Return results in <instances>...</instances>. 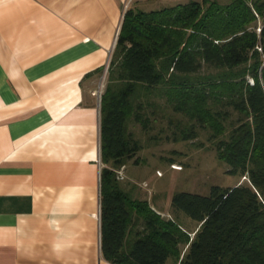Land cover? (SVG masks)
Listing matches in <instances>:
<instances>
[{
  "label": "trees",
  "instance_id": "trees-1",
  "mask_svg": "<svg viewBox=\"0 0 264 264\" xmlns=\"http://www.w3.org/2000/svg\"><path fill=\"white\" fill-rule=\"evenodd\" d=\"M264 0H188L126 7L107 67L100 110V234L115 264H264ZM163 121L165 123H163ZM204 134L228 172L246 183L207 195L175 191V218L126 189L117 170L144 144ZM197 146L205 143L199 141ZM187 246L181 258L180 246Z\"/></svg>",
  "mask_w": 264,
  "mask_h": 264
},
{
  "label": "crops",
  "instance_id": "crops-1",
  "mask_svg": "<svg viewBox=\"0 0 264 264\" xmlns=\"http://www.w3.org/2000/svg\"><path fill=\"white\" fill-rule=\"evenodd\" d=\"M187 1L0 0V264H115L101 250L92 91L107 82L126 7Z\"/></svg>",
  "mask_w": 264,
  "mask_h": 264
},
{
  "label": "rangeland",
  "instance_id": "rangeland-1",
  "mask_svg": "<svg viewBox=\"0 0 264 264\" xmlns=\"http://www.w3.org/2000/svg\"><path fill=\"white\" fill-rule=\"evenodd\" d=\"M214 1L227 3L231 0ZM262 22L259 18L257 31ZM130 127L144 147L137 153L138 163L128 162L124 173L128 179L136 181L134 187L140 198L152 200L163 217L175 218L188 232H194L198 223L186 213L171 208L170 199L175 191L207 195L212 185L233 186L248 182L245 176L228 172V164L218 159L203 133L193 140L173 142L161 139L153 144L148 136L157 131V127L149 133L142 131L138 124ZM199 141L205 146H197Z\"/></svg>",
  "mask_w": 264,
  "mask_h": 264
},
{
  "label": "built area",
  "instance_id": "built-area-1",
  "mask_svg": "<svg viewBox=\"0 0 264 264\" xmlns=\"http://www.w3.org/2000/svg\"><path fill=\"white\" fill-rule=\"evenodd\" d=\"M109 59H110V54H109V58H108V60H107V62L105 64V66H104V70L106 71V73H107V67H108ZM104 87H105V84H100L98 88H96V89H94L92 91V94L96 96L97 101L99 102V104H100V99H101V95H102V92L104 90Z\"/></svg>",
  "mask_w": 264,
  "mask_h": 264
}]
</instances>
